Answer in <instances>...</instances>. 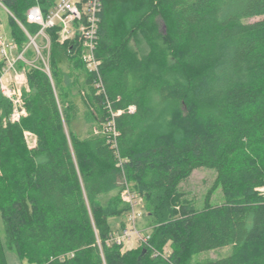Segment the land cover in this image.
Wrapping results in <instances>:
<instances>
[{
  "label": "trees",
  "instance_id": "16d2710c",
  "mask_svg": "<svg viewBox=\"0 0 264 264\" xmlns=\"http://www.w3.org/2000/svg\"><path fill=\"white\" fill-rule=\"evenodd\" d=\"M4 2L24 20L35 0ZM100 16L102 92L79 44L51 29L52 79L28 68V115L10 122L0 96V264L5 246L32 264H264V0H102ZM11 27L23 43L13 18ZM138 29L147 53L128 46ZM75 94L86 123L117 113L116 135L82 136ZM201 167L216 171L222 202L211 188L197 207L180 189ZM124 180L155 225L148 245L123 251L110 218L129 212Z\"/></svg>",
  "mask_w": 264,
  "mask_h": 264
},
{
  "label": "built area",
  "instance_id": "2783aa9c",
  "mask_svg": "<svg viewBox=\"0 0 264 264\" xmlns=\"http://www.w3.org/2000/svg\"><path fill=\"white\" fill-rule=\"evenodd\" d=\"M11 17L21 27L25 40L19 43L12 31L11 39H7L0 29V96L6 98L11 104L8 120L18 123L28 114V109L23 99L24 90L28 89L27 70L30 66L41 67L52 79L49 65L51 49V36L49 30L55 29L58 41H76L81 48V57L87 69L95 73V86L98 92L103 91L101 77L102 61L96 54L99 40V25L102 12V0H35L25 11L24 20L18 18L0 0ZM27 24L36 27L33 33ZM2 23L0 22V28ZM41 37L42 42H39ZM33 53L30 55L29 50ZM111 112V111H110ZM107 122V131L116 135L114 116ZM122 196L129 204L127 224L114 232L112 242L124 243L136 240L139 243L149 244L150 234L143 232L137 226L139 212L136 205L140 199L132 190L131 183L124 180ZM154 254L158 251L154 250Z\"/></svg>",
  "mask_w": 264,
  "mask_h": 264
},
{
  "label": "rangeland",
  "instance_id": "374dc122",
  "mask_svg": "<svg viewBox=\"0 0 264 264\" xmlns=\"http://www.w3.org/2000/svg\"><path fill=\"white\" fill-rule=\"evenodd\" d=\"M258 17H254L251 20H255ZM11 15L9 12L2 6H0V22L2 23L1 26V33L7 38L11 39L12 37V27H11ZM29 29L35 33L36 27L30 24H27ZM39 42H42L41 37L39 38ZM128 46L135 51L147 53L150 51L151 47L148 44L147 39L145 38L144 33L141 30H137L134 32L132 37L128 40ZM33 53V50H29V54L31 55ZM28 90V89H27ZM25 91L23 92V99L25 101ZM86 100L84 98V95L82 96L80 94H75L72 98V105H71V116L76 117L74 124V127L77 131L82 133V136H86L89 134H100L101 132L104 133V131L107 130V122H97V123H86L84 119V113L88 109L87 104L85 103ZM95 106H91L90 109L94 113L97 112L98 109L94 108ZM28 115V114H27ZM106 129V130H105ZM25 139L29 147L36 146L38 142L37 135L34 132L25 131ZM217 177V173L214 169L208 168V167H201L193 171L192 175L185 180L181 186L180 189L185 192V195L187 198L194 200V203L197 207H201L204 204V200L206 198L207 193L211 190L212 187H214V183ZM132 186V183H131ZM213 189V188H212ZM121 190V198L125 201V199L122 196ZM223 192L221 190L220 186H216L212 190L211 194V201L213 203H220L223 201ZM128 204V203H127ZM129 205V204H128ZM136 210L139 212V216L137 217V226L140 228L143 232L151 234L153 231V227L155 225V218L150 213V207L149 205L144 202V200L140 197L137 205ZM127 217V216H126ZM110 221H112V225L114 229H121L122 225L125 223L127 224V218H125V215H119L115 217H111ZM0 240L3 242L5 241V230H4V221L0 214ZM141 246V243L137 242L136 240H133L128 243L123 244V251L124 250H130V249H137ZM165 250L168 252L170 250V246L167 245L165 247ZM230 246H225L217 249H210L203 252H200L192 257V262H198L210 258H216L219 256H224L230 253ZM5 255L6 259L9 262V264H32L29 263L26 260H22L16 251L9 249L5 246Z\"/></svg>",
  "mask_w": 264,
  "mask_h": 264
},
{
  "label": "crops",
  "instance_id": "0c3cea01",
  "mask_svg": "<svg viewBox=\"0 0 264 264\" xmlns=\"http://www.w3.org/2000/svg\"><path fill=\"white\" fill-rule=\"evenodd\" d=\"M126 216H127V215H125V218H127ZM111 222H112V221H111ZM7 262H8V261H7ZM8 264H9V262H8Z\"/></svg>",
  "mask_w": 264,
  "mask_h": 264
}]
</instances>
